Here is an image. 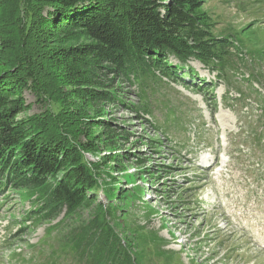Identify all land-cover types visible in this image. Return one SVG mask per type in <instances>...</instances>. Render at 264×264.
Wrapping results in <instances>:
<instances>
[{
	"label": "rangeland",
	"instance_id": "rangeland-1",
	"mask_svg": "<svg viewBox=\"0 0 264 264\" xmlns=\"http://www.w3.org/2000/svg\"><path fill=\"white\" fill-rule=\"evenodd\" d=\"M35 8V0H0V61L20 63L29 57L40 63L45 93L38 101L23 90L27 108L17 119L39 120L37 116L58 104L63 122L59 131L64 133L62 126L68 124L77 132L76 141L91 148L83 158L96 189L89 194L92 202L76 216L55 210L56 216L46 220L31 214L37 208H31L36 200L32 189L5 187L0 193V264H25L23 259L26 264L52 259L77 264L66 262L71 259L59 245L61 236L91 222L98 204L117 209L114 218L103 220L133 252H139L133 236L138 231L158 234L172 260L160 256L146 264H264V53L262 60H254L250 46L235 41L252 43L255 54L264 52V0L202 4L212 34L225 35L237 45L230 51L233 66L222 78L194 61L187 63L194 68L189 74L170 57L168 64L181 80L195 86L184 89L181 82L156 72L158 80L153 81L160 90L149 96L147 89L140 99L141 86L106 72L97 81L103 91L120 98L87 104L70 95L45 59L50 49L86 43L87 38H57L44 45L39 26L33 22L29 30L25 27L37 15ZM33 33L34 47L22 53ZM11 73L13 80L20 76L16 68ZM142 78L155 88L150 75ZM200 83L212 88L198 91ZM142 101L148 103L147 113L135 112L132 107L143 106ZM114 158L117 163L111 162Z\"/></svg>",
	"mask_w": 264,
	"mask_h": 264
},
{
	"label": "trees",
	"instance_id": "trees-1",
	"mask_svg": "<svg viewBox=\"0 0 264 264\" xmlns=\"http://www.w3.org/2000/svg\"><path fill=\"white\" fill-rule=\"evenodd\" d=\"M35 1L37 18L30 17L25 27L29 30L33 22L39 26L44 45L57 38L64 42L80 38L88 40L78 45L50 49L51 54L45 57L58 80L82 104L96 101L110 103L120 98V95L117 97L110 91H103L101 83L97 81L106 72L120 81H133L141 86L138 96L143 99L145 96L142 93L147 89L149 96L160 90L159 83L153 81L158 80L156 72L175 83L181 82L184 89L195 86L186 85L181 80L176 70L168 64L170 57L176 59L180 67H186L189 74L194 68L187 63L194 61L209 72L216 73L217 79L222 78L226 69L233 66L230 51L231 48L237 50V45L225 35L218 37L212 34V22L201 11L205 0ZM33 38H36L34 33L24 41L25 46L20 48L24 51L22 53L30 52L28 49L34 47ZM235 41L245 48L250 46L251 58L262 60L264 52L259 50L255 54L254 48L257 47H251L252 43L244 45L237 38ZM9 45L2 46L5 49ZM7 54V57L13 56ZM2 60L0 193L5 187L14 190L32 189L36 200L31 208L37 207L31 212L34 217L48 220L56 216L55 210H65L67 215L74 217L83 205L92 202L89 194L96 189L94 176L83 158V154L91 148H87L86 143L76 141L77 132L68 124L62 126L65 132H61L60 125L63 122L60 121L58 104H54L40 118L37 116L39 120L36 117L17 119L27 108L21 98L23 90H29L38 101L45 94L39 77L40 63H34L29 57L22 58L20 63ZM13 68H16L15 74L20 75L16 80L12 79ZM145 75L152 77L151 84L155 88L151 89L145 84L142 78ZM200 84L202 86H198V91L201 87L207 92L212 88L211 83ZM141 103L144 105L132 108L137 113H147L148 103ZM74 111L77 112V109ZM111 162L117 163L118 160L114 158ZM98 206V214L91 222L72 228L61 236L59 245L71 259L66 262L144 264L160 256H165L166 261L172 260L170 253L162 250V240L158 234H143L141 231L134 234L138 253L133 252L128 243L122 244L103 220L105 216L114 218L117 209L111 205L107 208L101 204ZM150 249L154 250L147 252ZM21 262L27 263L24 259ZM48 264L59 262L52 259Z\"/></svg>",
	"mask_w": 264,
	"mask_h": 264
}]
</instances>
